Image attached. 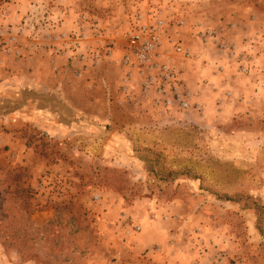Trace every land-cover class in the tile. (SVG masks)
Returning a JSON list of instances; mask_svg holds the SVG:
<instances>
[{"label": "rangeland", "instance_id": "1", "mask_svg": "<svg viewBox=\"0 0 264 264\" xmlns=\"http://www.w3.org/2000/svg\"><path fill=\"white\" fill-rule=\"evenodd\" d=\"M0 264H264V0H0Z\"/></svg>", "mask_w": 264, "mask_h": 264}, {"label": "built area", "instance_id": "2", "mask_svg": "<svg viewBox=\"0 0 264 264\" xmlns=\"http://www.w3.org/2000/svg\"><path fill=\"white\" fill-rule=\"evenodd\" d=\"M159 30V26L149 29L148 27H143L141 29V35L146 37L141 40L138 46L139 53L136 52L137 61L135 63H138L142 67V70V63H144V68H146V74L148 75L143 80V83H141V90L145 97L153 95L151 101L162 112L170 108L173 104H176L179 109H185L188 106L187 90L181 84L176 71L166 63L155 62L151 59L156 49L162 46V38ZM139 38L140 35H132L130 42L135 44ZM175 45L177 52H183L182 46L179 44ZM132 61L133 56H127L124 60L125 63Z\"/></svg>", "mask_w": 264, "mask_h": 264}, {"label": "crops", "instance_id": "3", "mask_svg": "<svg viewBox=\"0 0 264 264\" xmlns=\"http://www.w3.org/2000/svg\"><path fill=\"white\" fill-rule=\"evenodd\" d=\"M257 58H258V57H257ZM255 64H257V60H256V63H255ZM254 68L257 69V66H254V65H253V70H254Z\"/></svg>", "mask_w": 264, "mask_h": 264}]
</instances>
